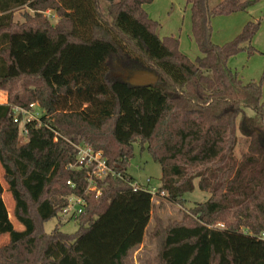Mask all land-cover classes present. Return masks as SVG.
I'll return each instance as SVG.
<instances>
[{
    "label": "trees",
    "instance_id": "1",
    "mask_svg": "<svg viewBox=\"0 0 264 264\" xmlns=\"http://www.w3.org/2000/svg\"><path fill=\"white\" fill-rule=\"evenodd\" d=\"M150 2L0 0V89L8 96L0 104V166L14 202L9 212L0 181V264H125L153 206L149 191L131 186L133 143L160 165L169 199L180 201L196 179L209 193L181 220L156 216L149 232L155 264H264L262 80L244 83L227 65L245 44L251 53L259 22L247 21L223 44L211 39L214 16L253 1L186 0L200 52L194 59L176 37L158 36L159 23L145 10ZM130 70L158 79L131 85L124 80ZM32 102L45 114L40 126L26 125L20 142L12 107ZM238 130L248 140L239 158ZM70 141L102 151L112 172L97 181L99 195L87 190L83 169L67 168L76 158ZM69 194L85 202L76 231H61L58 219L46 233L43 224Z\"/></svg>",
    "mask_w": 264,
    "mask_h": 264
},
{
    "label": "rangeland",
    "instance_id": "2",
    "mask_svg": "<svg viewBox=\"0 0 264 264\" xmlns=\"http://www.w3.org/2000/svg\"><path fill=\"white\" fill-rule=\"evenodd\" d=\"M251 1L253 3L245 10L230 15L214 16L211 19V39L215 44H223L234 38L247 21L259 22L258 29L250 41L251 53L248 49L249 44H245L243 50L228 59L227 65L244 83L251 80L255 82L262 80V99L264 100V0ZM145 10L150 18L159 23L157 34L160 38L165 36L176 37L179 41V50L191 59L200 54L191 35L190 6L186 3V0H152V2L145 5ZM47 15L52 21L55 20L53 11H48ZM15 18L18 20L20 17L17 15ZM7 97V91L0 89V104L6 103ZM245 113L247 116L254 115L251 109H246ZM19 128V140L24 142L26 136L21 133V127ZM237 136L238 144L235 148V156L239 158L243 152H246L248 140L239 130ZM133 153L134 156L130 160L128 168L129 174L136 179L139 185L149 178V184L153 187L155 193L152 194V217L146 227L144 238L139 245L129 251L125 258V264H155L156 245L149 239V232L153 229L156 216L165 221L181 220L185 213H191V209L195 207L196 203L206 200L209 193L198 188V180L196 179L194 190L185 193L177 203L174 202L166 196L164 190L160 189V165L151 159L146 150L141 152L138 143H133ZM2 172L3 169L0 166V181L4 186L3 199L10 212L14 202L10 193L5 191L6 185L1 177ZM30 212L39 229V220L32 209ZM10 219L14 222V226L17 225L13 216L10 215ZM58 219L59 215H56V217L46 221L43 224L44 231L46 233L51 232ZM61 220L63 222L60 226L61 231L68 234L76 231L77 223L74 219L65 220L63 218ZM3 241L4 236L0 238V244Z\"/></svg>",
    "mask_w": 264,
    "mask_h": 264
},
{
    "label": "built area",
    "instance_id": "3",
    "mask_svg": "<svg viewBox=\"0 0 264 264\" xmlns=\"http://www.w3.org/2000/svg\"><path fill=\"white\" fill-rule=\"evenodd\" d=\"M45 114V110L39 106L38 103L32 102L27 107L13 106L12 118L13 122L17 123L21 127V133L26 135V125L35 123L36 126H40V118ZM48 128V126L46 125ZM20 129V128H19ZM56 133V132H55ZM76 149L75 162L67 165L68 169H83L86 174L87 190L95 191L96 195L100 194V189L97 187V181L102 180L111 169L106 164V159L102 155L101 150H94L93 147L85 141L71 142ZM71 187L74 186V182L67 180L66 182ZM150 179L147 178L142 184H138L137 181L131 183L133 190L141 189L149 191L151 194L155 193V190L150 186ZM65 205L57 212L59 219H76L80 213L84 210L85 202L82 197L69 194L65 197ZM263 236V235H262Z\"/></svg>",
    "mask_w": 264,
    "mask_h": 264
},
{
    "label": "water",
    "instance_id": "4",
    "mask_svg": "<svg viewBox=\"0 0 264 264\" xmlns=\"http://www.w3.org/2000/svg\"><path fill=\"white\" fill-rule=\"evenodd\" d=\"M158 77L154 71L130 70L124 75V80L131 85H150L156 83Z\"/></svg>",
    "mask_w": 264,
    "mask_h": 264
}]
</instances>
